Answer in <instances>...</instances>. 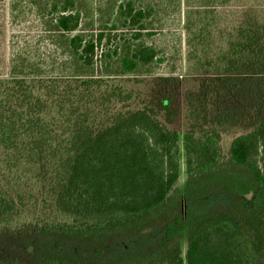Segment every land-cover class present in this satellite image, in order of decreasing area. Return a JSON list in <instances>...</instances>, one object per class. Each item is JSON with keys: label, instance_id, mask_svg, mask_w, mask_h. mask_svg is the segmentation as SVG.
Here are the masks:
<instances>
[{"label": "trees", "instance_id": "16d2710c", "mask_svg": "<svg viewBox=\"0 0 264 264\" xmlns=\"http://www.w3.org/2000/svg\"><path fill=\"white\" fill-rule=\"evenodd\" d=\"M231 3L0 0V30L8 32L0 51V228L28 218L43 232L108 235L172 207L179 133L148 105L124 108L133 90L120 78L139 81L162 63L175 71L178 51L154 40L163 16L181 8L189 73L229 75L260 58L264 19L235 24ZM208 104L199 98L182 135L187 187L244 183L264 192V114L224 152L222 114L207 126L194 120ZM122 264H264V212L205 215L188 227L184 253L175 243Z\"/></svg>", "mask_w": 264, "mask_h": 264}, {"label": "rangeland", "instance_id": "374dc122", "mask_svg": "<svg viewBox=\"0 0 264 264\" xmlns=\"http://www.w3.org/2000/svg\"><path fill=\"white\" fill-rule=\"evenodd\" d=\"M227 10L235 24L254 16L264 19V0H232ZM182 11L183 8L181 13L163 16L161 31L154 40L166 52L178 51L174 58L175 71L170 72L168 63H162L156 73L142 76L139 81L132 75L120 78L122 84L133 90V99L124 108L148 105L154 108L163 124L179 133V194L175 204L120 233L98 236L43 232L32 219L21 218L0 228V264L14 261L34 264L42 259L72 264H122L148 257L175 243L184 253L187 229L200 217L220 212L238 215L264 212V192L257 186L244 183L232 186L228 182L198 188L186 185L182 135L193 121L195 104L206 95L209 104L204 116L194 119L203 126L210 125L212 118L222 114L221 146L227 152L232 137L249 130L264 114V51L260 58L250 60L237 73H189L185 63ZM7 37V30L4 33L0 30L1 52H6ZM163 99H167L166 106L162 104Z\"/></svg>", "mask_w": 264, "mask_h": 264}]
</instances>
